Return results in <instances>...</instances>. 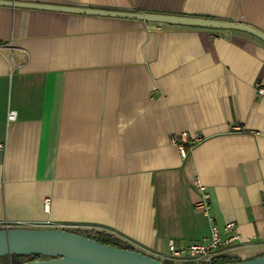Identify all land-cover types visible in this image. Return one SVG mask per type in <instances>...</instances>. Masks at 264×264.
<instances>
[{"label": "crops", "instance_id": "crops-1", "mask_svg": "<svg viewBox=\"0 0 264 264\" xmlns=\"http://www.w3.org/2000/svg\"><path fill=\"white\" fill-rule=\"evenodd\" d=\"M20 1L264 31V0ZM257 84L264 40L251 32L0 5V221L106 231L152 255L235 222L232 260L264 255ZM184 132L200 138L185 158L172 140Z\"/></svg>", "mask_w": 264, "mask_h": 264}, {"label": "water", "instance_id": "water-1", "mask_svg": "<svg viewBox=\"0 0 264 264\" xmlns=\"http://www.w3.org/2000/svg\"><path fill=\"white\" fill-rule=\"evenodd\" d=\"M0 5L37 8L145 20L163 24L232 29L251 34L264 40V31L249 24L206 18H189L145 12H125L88 8L74 5H57L18 0H0ZM12 255L42 256L45 259L22 263L0 264H168L142 251L116 247L93 238L62 228L9 227L0 229V258ZM218 264H264V255L240 261Z\"/></svg>", "mask_w": 264, "mask_h": 264}, {"label": "built area", "instance_id": "built-area-1", "mask_svg": "<svg viewBox=\"0 0 264 264\" xmlns=\"http://www.w3.org/2000/svg\"><path fill=\"white\" fill-rule=\"evenodd\" d=\"M257 94L259 96H264L263 85L257 84ZM16 118L17 112L15 110H9L8 121H13ZM172 140L175 144L178 145L180 155L185 158L188 155L187 147H193L196 143L200 141V138L198 136H191L188 132H184L181 136L173 137ZM2 147L3 145L0 144V148ZM196 184L201 192V199L197 205L203 211V213L209 215L212 207L211 195L207 187L204 186L201 182L197 181ZM48 202L49 199H46V203ZM25 226L32 225L24 224L21 222L16 223L14 225L7 221H0V229ZM33 226L38 225L33 224ZM42 226H52V224L47 222L45 225ZM223 231L226 232L228 235H224ZM262 240L264 244V237L262 238ZM235 241H241V236L237 231L235 222H228L225 225L224 230H222L218 225L212 224L210 228L209 237L193 242L188 246L182 247H178L174 240H170L169 252L167 255H162L158 253L150 255L168 264H218L221 260L233 259L235 257V251L230 249ZM136 250L142 251L140 248ZM8 260V262H13L10 256Z\"/></svg>", "mask_w": 264, "mask_h": 264}, {"label": "trees", "instance_id": "trees-1", "mask_svg": "<svg viewBox=\"0 0 264 264\" xmlns=\"http://www.w3.org/2000/svg\"><path fill=\"white\" fill-rule=\"evenodd\" d=\"M66 230L82 234V236L85 235V236L93 238V239H95L101 243L110 244V245H113L116 247H121L123 249L126 248V249L136 250L132 244H130L127 241H125L124 239H122V238H120V237H118L112 233L106 232V231H94V232L85 231V232H83V231H81V229H66ZM10 257L12 258V261L14 263H22V262H25L28 260L33 261V260H39V259L43 258L42 256H29V255H16V256L12 255ZM7 259H9V257H7ZM232 261L234 262L237 260L228 259V260H221L219 262L220 263H226V262H232Z\"/></svg>", "mask_w": 264, "mask_h": 264}, {"label": "rangeland", "instance_id": "rangeland-1", "mask_svg": "<svg viewBox=\"0 0 264 264\" xmlns=\"http://www.w3.org/2000/svg\"><path fill=\"white\" fill-rule=\"evenodd\" d=\"M46 257H43L42 259H45ZM7 262V261H9L8 259H7V257H2L1 259H0V262Z\"/></svg>", "mask_w": 264, "mask_h": 264}]
</instances>
